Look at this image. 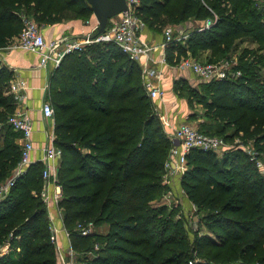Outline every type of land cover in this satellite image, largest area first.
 <instances>
[{
    "label": "trees",
    "instance_id": "16d2710c",
    "mask_svg": "<svg viewBox=\"0 0 264 264\" xmlns=\"http://www.w3.org/2000/svg\"><path fill=\"white\" fill-rule=\"evenodd\" d=\"M254 3L140 0L138 10L155 31L167 24L180 29L213 21L208 28L190 26L186 39L166 46L168 63L176 65L188 54L216 61L245 34L264 49V7ZM68 13L97 24L86 0H0V48L20 34L23 14L46 26L60 23ZM205 52L209 58L201 59ZM258 57L235 67L241 71L237 77L203 82L199 93L195 87L186 90L191 99L196 95L205 115L221 123L214 132L200 131L229 137L243 131L264 162L263 58ZM13 76L0 63L2 125L16 107L13 95L2 91ZM49 83L54 145L62 151L57 173L61 219L84 264H264V174L249 153L232 147L220 156L203 149L187 155L181 186L200 213L197 227L208 229L194 234L192 246L184 222L156 205L167 187L164 166L172 142L144 87L139 62L113 41L92 43L67 54ZM13 131L0 147V183L21 158L15 141L21 134ZM43 168L40 161L32 163L0 201V247L9 249L0 251V264H57L49 208L41 194ZM90 221L107 225V233L81 236L77 223ZM194 251L212 262L192 260Z\"/></svg>",
    "mask_w": 264,
    "mask_h": 264
},
{
    "label": "built area",
    "instance_id": "2783aa9c",
    "mask_svg": "<svg viewBox=\"0 0 264 264\" xmlns=\"http://www.w3.org/2000/svg\"><path fill=\"white\" fill-rule=\"evenodd\" d=\"M264 1V0H262ZM127 8L119 13L117 16L110 19L109 25L105 30L95 35L98 29V24L93 25L90 32L84 36L74 37L72 39H55L47 40L42 32V28L37 24L34 18L22 15L23 28L20 34L13 39V41L0 48V51L7 48L35 52L40 55V66H46L48 62H53L55 66H59L63 58L75 51L81 50L84 46L102 42L113 41L120 49L137 60L141 66L142 76L144 80V87L152 99L160 98L163 95L160 85V71L155 67L148 65V60L153 59V52L156 49H161L162 54L160 62L167 64L166 46L173 42L187 38L186 35H174V28L166 26L163 30L164 40L158 45H151L147 40L143 39L141 32L146 28V23L139 14L138 7L140 0H126ZM87 24L90 22L87 20ZM213 21L208 19L204 25L199 29L208 28ZM176 66L192 72L199 79L204 81L221 80L228 76L237 77L241 75L239 69L230 66L228 61L207 62L200 60L188 54L181 57ZM9 93L13 95L16 101L14 112L8 118V124L19 132L21 144V158L17 167L13 170L11 176L4 182L0 183V201H2L9 190L15 184L17 178L21 176L28 167L37 161L43 163L42 170L43 188L42 196L49 208V216L51 221L52 241L55 244L57 254V264H84L82 262L80 252H78L71 241V233L65 226L58 227L55 223V213L61 218V210L59 208V201L62 198V187L58 182V160L61 157L62 151L54 145V136L50 137V143L42 149V154L37 160L32 162L31 153L35 146L32 135L34 133V122L29 113L27 105L28 101V86L23 78H14L9 83ZM42 113L46 119L54 117V108L51 100L48 98L42 105ZM170 136L172 142L169 157L165 162V174L175 175L182 174L187 169V155L192 149H203L224 151L225 140L218 135H211L204 133L199 128L187 122H181L175 128V131ZM251 159L255 161L256 166L260 172L264 174L263 162L257 160L256 153L249 151ZM184 192V190H183ZM185 193V192H184ZM186 196V194H185ZM193 205V204H192ZM194 208H196L193 205ZM53 209V210H52ZM93 222H78L76 231L81 236H88L92 234ZM59 233H63L67 238V243L62 244L59 240ZM189 264H194L190 261Z\"/></svg>",
    "mask_w": 264,
    "mask_h": 264
},
{
    "label": "crops",
    "instance_id": "0c3cea01",
    "mask_svg": "<svg viewBox=\"0 0 264 264\" xmlns=\"http://www.w3.org/2000/svg\"><path fill=\"white\" fill-rule=\"evenodd\" d=\"M193 24V23H192ZM199 24V22H197ZM93 23H83L81 20H74L62 24L48 25L42 32L47 40L67 39L69 37L84 36L90 32ZM188 26V25H187ZM185 29V28H184ZM186 31V29L184 30ZM143 39L147 40L151 45H158L164 40L163 32L159 34L154 29L146 27L141 32ZM161 49H156L153 52V59L148 60L150 67H155L160 71V85L163 95L160 98L153 99L155 108L161 115L160 119L166 129V134L170 138L172 130H167L172 125H179L185 118L186 108L185 103L180 101L177 94L172 91L173 83L180 80L187 82V84L196 87V82L199 80L192 72L183 70L176 65L162 64L160 57ZM40 55L35 52L15 49H3L0 51V63L9 67L13 73V78H23L28 86V101L27 105L29 113L34 122V133L32 135L34 150L31 153L32 162L37 160L42 154V149L49 144V130L44 128V115L42 113V105L49 98V82L54 69L57 67L53 62H48L46 66H40ZM186 79V80H185ZM194 83V84H193ZM183 101V102H182ZM199 123V122H198ZM54 130H50L51 132ZM5 133L0 132V147L4 144ZM19 144L20 137L15 139ZM53 210V209H52ZM55 223L58 227L63 226L62 219L55 213ZM60 243L66 244L67 238L63 233H59Z\"/></svg>",
    "mask_w": 264,
    "mask_h": 264
},
{
    "label": "rangeland",
    "instance_id": "374dc122",
    "mask_svg": "<svg viewBox=\"0 0 264 264\" xmlns=\"http://www.w3.org/2000/svg\"><path fill=\"white\" fill-rule=\"evenodd\" d=\"M254 4L256 5L257 9H262L264 7V1H262V0H255ZM68 14H67V17L65 18V20L61 21L59 24L75 20V19H73L71 14H69V15ZM35 21L37 22V24L42 29L43 28L46 29L48 27V25L44 26L42 23H40L36 19H35ZM82 22L86 23V21L85 22L82 21ZM192 23H189V24L186 23L180 29L175 24H167V26L173 27L174 28V35L177 36V35L188 34L189 33L188 28L190 26L201 27L204 25V23H201V24L200 23L197 24L195 22H192ZM93 25H95V22H93ZM184 28L186 29V31H184L185 30ZM163 30H164V28H162V30H159L156 32L161 34L163 32ZM72 38H74V37H69L67 39H72ZM260 45L261 44H259L252 35L245 34V35H243L242 38H240L238 41H236V46L233 50L229 49L228 52L224 56H220V59H217L216 61H228L230 66H232L233 68H235V67L237 68V66H239V65L249 64V62L251 61L253 56H260L263 59L261 61V64L259 65V67L261 68L262 77H264V49L261 48ZM242 52H243V54H245V57L240 59L239 56ZM207 55L209 58L208 52H205L200 58L205 59V57ZM260 57H258V58H260ZM216 61H214V62H216ZM183 82L180 80L177 83H173V88H172L173 89L172 91H174V93L177 94L180 101L183 100L185 102V103H183L184 104L183 106L186 108L187 112L185 113V118L183 119V122L185 121L187 123L192 124L193 126H195L197 128H201L202 131L214 132L213 127L215 125H219L221 123L219 121H214L213 118H211L208 115H205L204 107L200 103H198L197 98L194 97L196 95H193V98L191 99L190 93H187L186 88L187 87L193 88V86H191V85L189 86L188 84L185 85ZM203 82H210V81H204L201 79L197 80L195 88L199 89L198 93L201 92V90H202V87H200L201 86L200 84ZM8 88H9V83L7 85L3 86L2 91H3L4 95L10 94ZM156 112L160 118L161 115L158 113L157 109H156ZM44 120H45L44 121V128H47V130L48 129L54 130V128H55L54 117L51 119L45 118ZM9 126L10 125L8 123H5L4 125H2L0 123V132L7 134L11 130L13 131L11 126H10V128H8ZM176 127H177V125L175 126V125L171 124L170 128L167 130L175 131ZM234 127L235 126H232L231 128H229L228 129L229 132L231 130H233ZM50 130H49V143H50V137L52 136V134L55 138L54 131H52L51 132L52 134H50ZM170 134L173 135L172 132ZM219 136H221V137L224 136L225 139L223 137L222 138L225 140V143H226V145H225L226 147H225L224 151L223 152L218 151L219 156L222 155L226 150H228V148H232V147L241 148L244 153H249V151H254L256 153V151H255L256 148L253 146V139L252 138H246L245 133L243 131H238L236 135L232 134V135H230V137H229V135H224V134H221ZM18 138H19V136H18ZM257 160L258 161L261 160V162H263V160L260 158H257ZM60 162H61V158L58 160V165H60ZM263 164H264V162H263ZM163 183L166 184L167 187H166V189H164L160 198L157 199L156 205L157 206H164L167 209V212H169L170 214L173 215L174 220L179 219L182 222H184L186 230L189 233L190 245L193 246V244H195L193 242L194 234L198 232V234L200 236L203 233H207L208 229L206 228V226L200 228V230L197 227V220L200 216V213L196 208L193 207L192 203L189 201L187 196H185V193L183 192V188L181 186V175L177 174L172 178L171 175L165 174ZM107 230H108L107 225H105V224L96 225L93 222L92 234H99V233L100 234L101 233L106 234ZM8 250L9 249L6 246L4 248H3V246L0 247V251L3 253H6ZM193 257H194V259H192V260H195V261H197L199 259H201L202 261L209 260L206 258L205 259L200 258L197 255L196 251L193 252ZM209 261H211V259Z\"/></svg>",
    "mask_w": 264,
    "mask_h": 264
},
{
    "label": "water",
    "instance_id": "95a60500",
    "mask_svg": "<svg viewBox=\"0 0 264 264\" xmlns=\"http://www.w3.org/2000/svg\"><path fill=\"white\" fill-rule=\"evenodd\" d=\"M98 24L95 35L102 33L110 19L127 8L126 0H86ZM210 81V80H209Z\"/></svg>",
    "mask_w": 264,
    "mask_h": 264
}]
</instances>
